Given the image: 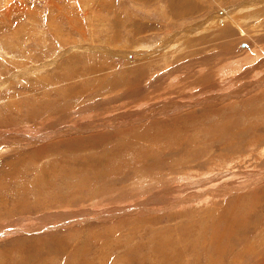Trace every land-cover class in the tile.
Returning a JSON list of instances; mask_svg holds the SVG:
<instances>
[{"label": "rangeland", "instance_id": "rangeland-1", "mask_svg": "<svg viewBox=\"0 0 264 264\" xmlns=\"http://www.w3.org/2000/svg\"><path fill=\"white\" fill-rule=\"evenodd\" d=\"M263 1L0 0V264H264V210L224 224L264 182L223 193L264 166L178 202L219 131L264 137Z\"/></svg>", "mask_w": 264, "mask_h": 264}, {"label": "crops", "instance_id": "crops-1", "mask_svg": "<svg viewBox=\"0 0 264 264\" xmlns=\"http://www.w3.org/2000/svg\"><path fill=\"white\" fill-rule=\"evenodd\" d=\"M244 3H245V1L244 2L241 1L238 4H234V5H231L229 7H231L232 10L233 9L235 10V8L237 10V8L239 7V9H240V7H242ZM229 7L226 9V12H231L232 11V10L231 11L229 10ZM223 10H224V8H223ZM213 11H214V8L212 7L211 12L213 13ZM228 15L229 14H227L226 16H228ZM238 25L239 24H237V25L235 24V26L237 28L239 27ZM243 31H245V30L241 29L240 33H243ZM212 32L214 33V37H219L220 36V33L214 31L213 29H212ZM249 43L250 42L248 41V43L245 44L248 48H244L246 50V52H247V55H245L244 58H242V61L243 60H247V61H244L245 63H248V61L249 62L250 61H254V59L256 57H259L260 55H259V53H258L257 50L258 49H262L257 44H256V46L253 47L252 46L253 44L251 45ZM235 49H236V47H235ZM260 52H263V51H260ZM253 57H255V58H253ZM260 60L262 61L263 65H264V59L263 60L260 59ZM240 61H241V57H239V62ZM247 86H249V85H247ZM246 87L244 86L243 89H245ZM243 89H241V92H240L242 95H243V93L246 92V90L243 91ZM248 89H249V87H248ZM236 95L237 94L235 93V96ZM178 106L179 105H173V109L174 108H177ZM238 115L239 116H243L242 113L241 114H238ZM245 119H247V117H245ZM251 125H253V124H251ZM249 128H250V125H248V127H246V128H243V130H241L240 132H238L239 130L234 129L233 133L230 136H229V133L230 132H226V130L225 131H219L218 137H216L215 141H218V145H221L219 147L220 149L218 151L219 153H221V155H219V156H217V155L216 156H212V155L209 154V151H207L203 155H201L200 158L195 159V161H199V160H203L204 159L205 164H209V167L210 168L208 167V169L205 172L198 173L197 175H194L192 177L201 176V175L202 176H206L208 173L210 174L212 172H216V173L215 174H211V176L210 177H207V178H199L196 181L188 182L186 184V187L182 191L180 190V192H185V196L184 197H181V200L180 201L177 200L178 202L187 203V202L194 201L196 199H199V198L204 197L205 194H203V193H196V192L190 191V190L191 189L198 188L200 186H203L204 184H208V183H211V182H214L215 180H217L215 177L217 175H220L221 172L216 167L222 166V164L224 166H226V167H228V166L234 167L236 165L235 164L236 162H241V161H244L245 158H248L249 161H251L253 159L256 161L254 167H256V166H259V167L264 166V158H262L264 156V137L263 138H260V139H254V137L252 135L249 137V135H250L249 134V132H250L249 131ZM244 140H246L245 145L246 146H249V148H251V149H249L248 152H245V154L237 147V145L240 142H243ZM67 145L70 146L69 144H67ZM77 146H78V144H75L74 146H72L73 147L72 149H75V147L77 148ZM252 147H255V149H252ZM229 149H231L232 151H234V153L232 152L233 155L235 153H237L236 154L237 156H231L230 155L231 151H229ZM256 151H257V155H259V156H256V155L253 154ZM226 153H228L229 156L227 158H224L226 156ZM215 154H218V153H215ZM220 159H227V161H222ZM11 161H12L11 159L9 161L7 160V162H6L7 163V165H6L7 168H9V166L12 165V162ZM185 164H189V162H186ZM188 168H190V167H187L186 169H188ZM50 171H52V169H50ZM63 171L66 172L67 169L64 168ZM7 173H8V170H7ZM189 178H191V176H189ZM168 179H170L171 181H174V180H172V178H168ZM261 182H264V171L261 173L260 176L254 178V179H249L246 182H243L242 188L240 186H233L232 188L231 187L230 188H227L228 190L227 189L223 190V193H228V192H233L234 193V192L239 191V189H236L235 187H238L240 189H243V187H244V189H246V188H249V187L254 186V185L256 186L257 184H260ZM137 183H141V181H137ZM191 184L192 185L194 184L195 186H190ZM103 188H105V189L102 190ZM110 191L111 190H108L107 187H101V188H99V193H101L103 196H107L108 195V198L110 196L109 195ZM177 191H179V190H177ZM213 194L219 195V194H221V192H219V190H216V192L214 190L213 191L212 190L211 191L209 190L208 192H206V195L207 196H209V195L212 196ZM253 198H255V201L252 204L249 203L248 206H247V208H248V210L250 212L251 211L252 212L254 211V214H253L254 216H252V217H246L243 220H239L237 217H234L233 214L231 213V217L228 216V218H226L224 220L225 221L224 224L226 225L227 229L230 228V230L232 232V236H235L236 237L239 232L244 233L246 230L249 229V226L257 225L259 223V219H261L259 214H261V211L264 210V186L262 188H259L258 190H256L254 192ZM106 201H108L107 200V197L105 198L104 202H106ZM176 203L177 202H175V204ZM175 204L168 205V207L166 209H170V206L172 208ZM230 218L232 220H230Z\"/></svg>", "mask_w": 264, "mask_h": 264}, {"label": "bare ground", "instance_id": "bare-ground-1", "mask_svg": "<svg viewBox=\"0 0 264 264\" xmlns=\"http://www.w3.org/2000/svg\"><path fill=\"white\" fill-rule=\"evenodd\" d=\"M253 53V52H252ZM252 58V57H251ZM253 60V59H252ZM255 60V59H254Z\"/></svg>", "mask_w": 264, "mask_h": 264}]
</instances>
